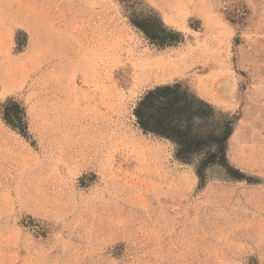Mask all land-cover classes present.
I'll return each mask as SVG.
<instances>
[{
  "label": "rangeland",
  "instance_id": "obj_1",
  "mask_svg": "<svg viewBox=\"0 0 264 264\" xmlns=\"http://www.w3.org/2000/svg\"><path fill=\"white\" fill-rule=\"evenodd\" d=\"M173 85L225 164L139 125ZM0 264H264V0H0Z\"/></svg>",
  "mask_w": 264,
  "mask_h": 264
},
{
  "label": "trees",
  "instance_id": "obj_2",
  "mask_svg": "<svg viewBox=\"0 0 264 264\" xmlns=\"http://www.w3.org/2000/svg\"><path fill=\"white\" fill-rule=\"evenodd\" d=\"M208 108L188 88L173 85L149 91L134 111L141 128L172 140L183 160L203 154L201 165L205 168L226 163V144L231 135L228 125L220 127L219 133L203 129L201 122L208 117Z\"/></svg>",
  "mask_w": 264,
  "mask_h": 264
},
{
  "label": "bare ground",
  "instance_id": "obj_3",
  "mask_svg": "<svg viewBox=\"0 0 264 264\" xmlns=\"http://www.w3.org/2000/svg\"><path fill=\"white\" fill-rule=\"evenodd\" d=\"M156 61L159 62L158 60H156ZM161 62H162V61H161ZM161 62H160V63H161ZM163 63H164V61H163ZM151 64H153V63H151ZM152 67H153V66H152ZM159 67H160V66H159ZM132 150H134V149H132ZM117 151H118V150H117Z\"/></svg>",
  "mask_w": 264,
  "mask_h": 264
}]
</instances>
